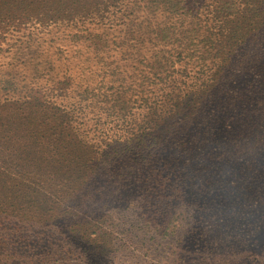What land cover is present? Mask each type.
Listing matches in <instances>:
<instances>
[{"label":"trees","instance_id":"1","mask_svg":"<svg viewBox=\"0 0 264 264\" xmlns=\"http://www.w3.org/2000/svg\"><path fill=\"white\" fill-rule=\"evenodd\" d=\"M38 1L37 21L49 25L69 18L77 28L76 40L89 31L97 46L114 49L116 39L109 41L91 27L131 23L137 25L129 30L133 39L138 32L149 39H138L142 46L136 63L107 60L100 81L89 73L82 77V89L95 109L55 105L57 109L40 110L43 104L12 110L0 105V237L12 236L9 253L0 251V264L104 263L112 247L101 240L107 221L101 214L106 193L100 176L107 151L118 161L128 156L144 163L162 191L172 189L176 198L186 194L198 205V221L206 230L192 249L213 248L221 237L217 231L228 226L250 244L258 242L257 236L264 240V91L257 86L264 76L254 71L263 63L252 61L251 51L242 53L247 49L241 46L247 36L256 35L255 26L264 29L263 3L246 31L231 29L222 37L211 27L202 31V13L186 0H67L74 8L65 0ZM252 1L221 0L223 7L214 12L235 22ZM11 2L0 1V16ZM14 2L23 9L10 13L12 20L26 22L35 1ZM56 4L62 12H55ZM147 11L148 18L137 22ZM148 44L152 53H140ZM220 54L224 59L211 76L198 75L186 94L174 91L162 102L140 91L169 89L174 81L181 84L177 89H185L190 65L196 63L204 72L209 59ZM91 89L106 90L89 93ZM160 203L164 207L156 206L152 213L162 219L161 233L170 229L174 212L165 200ZM26 224L41 230L37 238L22 234ZM14 236L21 237L14 242ZM256 248L264 254V243ZM259 262L264 264V257Z\"/></svg>","mask_w":264,"mask_h":264},{"label":"rangeland","instance_id":"2","mask_svg":"<svg viewBox=\"0 0 264 264\" xmlns=\"http://www.w3.org/2000/svg\"><path fill=\"white\" fill-rule=\"evenodd\" d=\"M0 1L3 3L12 1L4 7L5 10L0 16V105L8 109L39 108L43 104L40 110L49 106L57 109L55 105H61L70 110L78 107L95 109L96 105L89 104L90 99L86 98L87 93L82 89V86L84 88L86 85L82 77H86L89 73L100 81L106 75L102 64L107 60L116 58V63L121 61L124 65L136 63L138 60L135 58L139 55L138 47L142 46L140 41H143V38L149 39L147 33L140 34V32L136 33L140 41L133 39L134 34L129 33V30L132 27L137 30V25L132 23L129 26L114 27L95 24L91 27L92 31L99 32L109 41L111 38L117 40L113 43L114 49H105L106 47L102 44L97 46L94 43L93 33L89 31H83L85 36L76 40L73 33L77 31V28L74 27L75 23L71 22L73 20L70 21L69 18L60 20L58 23H48L49 25H43L41 21H37L40 14L34 12L40 11L38 0H34V10L31 12L33 14L23 23H18L19 20L13 21L10 15V13L15 14L17 10L21 12L23 8H17L14 0ZM65 1L70 8H74L67 0ZM139 1L146 3L148 0ZM16 2L19 3V0ZM186 2L189 8L193 7L195 11L202 13L198 20L203 27V32L211 27L222 32L220 34L222 37L231 29V31H236V28L246 31L253 19V13L261 6V3L264 5V0H254L245 6L244 12L237 21L227 22L226 18L218 17L214 12L216 7H223L219 5L221 0H186ZM213 5L214 8H212ZM61 7V4H56L55 12H62ZM148 14L149 11L145 14L141 12L137 22L146 20ZM31 18L33 19L30 20ZM88 25L82 24L85 28ZM253 33L256 35L247 36L249 41L241 45L247 49L242 53L251 51V60L263 63L257 65L254 71L259 70L258 73L264 76V29L255 26ZM204 44L205 42L202 41V45ZM250 47H253V50L249 49ZM216 49L214 48V53H217ZM110 51L113 53L117 51L118 55L112 56ZM140 53L151 54V44L147 45V50L144 48ZM102 57L103 59L99 60ZM223 59V54L218 57L212 56L208 61V68H203L204 72L200 69L201 66H197L196 63L191 64L190 72L184 76L185 82L181 80L182 84L187 86L185 89H177V85L181 84L174 81L171 82L169 89H145V91L140 89V91L146 92V96L155 95L162 102L168 101L171 97L166 95H172L174 91L185 94L190 91L188 85L197 81L198 75L208 79L211 76L210 71L213 72ZM179 71L181 68L178 73ZM257 86L264 91V78H260ZM245 87L241 85L242 89ZM93 90L102 93L106 89H91L88 92L94 93ZM134 90L137 89L131 91ZM79 114L83 115L80 111ZM89 118L88 115L85 119ZM93 134L91 131L90 137ZM107 153L100 176L106 193L101 214L107 221L104 237L101 240L108 241L112 247L103 264H261L259 261L264 254L257 252L256 247L257 243L261 245L264 240L257 236L258 242L255 245L250 244L249 241L243 240L233 226H228L226 229L220 228L217 231L221 237L215 241L213 248L202 246L192 249V243L200 240L201 231L206 230L198 221L200 215L198 205L186 194L176 198L172 194V189L162 191L155 182V174L149 173L144 163H137L128 156L118 161L112 152L107 151ZM160 159L165 161L166 156L162 154ZM128 165L130 166L125 168ZM157 193H160L161 199ZM177 195L179 196V192ZM162 200L166 201V208L174 212V221L170 223L169 230L160 233L157 227L161 225L162 219L160 217L159 220L155 219L152 212L156 206L164 207L160 203ZM22 229V234L32 233V236L35 235L36 238L41 232L35 226L30 227V224L24 225ZM162 229L165 230V228ZM19 237L21 236H14L13 241L17 242ZM11 238L12 236L0 237V251L5 255L11 249ZM179 257H184V260H179Z\"/></svg>","mask_w":264,"mask_h":264}]
</instances>
